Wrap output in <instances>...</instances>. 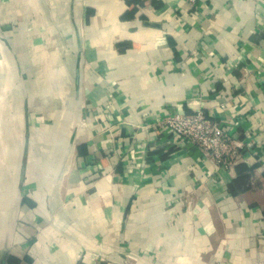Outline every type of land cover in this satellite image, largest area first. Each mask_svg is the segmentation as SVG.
I'll list each match as a JSON object with an SVG mask.
<instances>
[{
  "label": "crops",
  "instance_id": "obj_1",
  "mask_svg": "<svg viewBox=\"0 0 264 264\" xmlns=\"http://www.w3.org/2000/svg\"><path fill=\"white\" fill-rule=\"evenodd\" d=\"M0 55V264H264V0H0Z\"/></svg>",
  "mask_w": 264,
  "mask_h": 264
},
{
  "label": "built area",
  "instance_id": "obj_2",
  "mask_svg": "<svg viewBox=\"0 0 264 264\" xmlns=\"http://www.w3.org/2000/svg\"><path fill=\"white\" fill-rule=\"evenodd\" d=\"M160 124L169 130L176 142L194 146L210 156L216 170L231 166L242 156L244 144L237 139L233 130L209 118L201 108L191 113L171 112Z\"/></svg>",
  "mask_w": 264,
  "mask_h": 264
},
{
  "label": "rangeland",
  "instance_id": "obj_3",
  "mask_svg": "<svg viewBox=\"0 0 264 264\" xmlns=\"http://www.w3.org/2000/svg\"><path fill=\"white\" fill-rule=\"evenodd\" d=\"M1 55H0V63L1 62ZM4 76L0 72V146L2 144V137L5 136V133L10 130L11 132L17 131V127L15 125H8L10 117H14L15 111V103L12 102L11 99L7 98L5 94H3L4 89ZM6 80V79H5ZM5 92V91H4ZM3 95V96H2ZM8 112V113H6ZM9 117V118H8ZM21 132V130L18 129Z\"/></svg>",
  "mask_w": 264,
  "mask_h": 264
},
{
  "label": "trees",
  "instance_id": "obj_4",
  "mask_svg": "<svg viewBox=\"0 0 264 264\" xmlns=\"http://www.w3.org/2000/svg\"><path fill=\"white\" fill-rule=\"evenodd\" d=\"M7 262L9 263V264H19L18 262V259L17 258H15L14 256H12V255H9L8 256V258H7Z\"/></svg>",
  "mask_w": 264,
  "mask_h": 264
},
{
  "label": "water",
  "instance_id": "obj_5",
  "mask_svg": "<svg viewBox=\"0 0 264 264\" xmlns=\"http://www.w3.org/2000/svg\"><path fill=\"white\" fill-rule=\"evenodd\" d=\"M25 170H24V167L22 168V171H21V178L23 179L24 178V172Z\"/></svg>",
  "mask_w": 264,
  "mask_h": 264
}]
</instances>
